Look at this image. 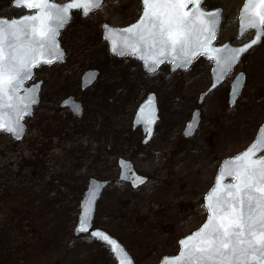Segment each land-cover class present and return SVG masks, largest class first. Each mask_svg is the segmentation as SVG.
<instances>
[{"label":"rangeland","instance_id":"1","mask_svg":"<svg viewBox=\"0 0 264 264\" xmlns=\"http://www.w3.org/2000/svg\"><path fill=\"white\" fill-rule=\"evenodd\" d=\"M13 1L0 0L1 17L30 12ZM244 1L204 0L223 8L219 44L252 38L253 32L237 37ZM142 11V0H104L87 16L75 11L60 35L65 61L35 70L32 82L43 80V86L40 103L26 118L25 136L15 140L0 132V264H116L105 244L75 235L91 177L110 182L97 204L96 227L119 239L138 264L177 253L179 240L206 220L204 197L221 163L243 150L264 121V37L199 104L200 93L212 83V61L199 56L185 70L172 71L165 63L148 72L137 57L110 52L104 26L126 27ZM91 68L100 74L82 89V75ZM241 70L245 87L229 106V85ZM150 92L157 96L160 119L143 144L142 126L134 127L133 120ZM70 95L82 103L79 116L61 107ZM196 108L201 122L187 138L183 129ZM115 115L123 119L114 120ZM169 130L160 143V134ZM119 158L130 160L148 182L133 188L119 180ZM45 185L47 190L37 192ZM51 192L63 194L52 209L46 202ZM60 204L62 216L56 210Z\"/></svg>","mask_w":264,"mask_h":264},{"label":"snow or ice","instance_id":"2","mask_svg":"<svg viewBox=\"0 0 264 264\" xmlns=\"http://www.w3.org/2000/svg\"><path fill=\"white\" fill-rule=\"evenodd\" d=\"M103 0L73 2L57 7L54 0H23L26 9H35L36 14L26 17L19 24H0V131L19 136L22 128L19 121L7 126L2 119L6 108L19 107L26 111L35 102L34 95L21 98L17 93L24 81L33 75V69L41 64H51L60 53L56 36L70 19L72 9L89 10L100 7ZM143 13L137 24L122 30V34L134 37L136 42L156 50L159 57L180 58L183 64L196 55V49L207 51V44L215 37L219 14H205L202 0H142ZM196 9H188L189 4ZM241 28L256 30L264 36V0H246L241 17ZM111 39V34L108 37ZM260 36L253 44L258 43ZM116 50V41L112 40ZM139 51L136 44L128 45ZM252 45H249L251 47ZM248 49H225L226 65L231 66ZM153 59V64H159ZM219 63V61H218ZM25 91H33L25 90ZM264 142H254L243 154L229 161L220 179L231 177L235 183L224 185L207 198L210 219L193 236L181 241V252L175 258H166L171 264H253L259 258L264 264ZM87 217L81 222L80 231ZM112 247L118 245L106 234L93 233ZM124 264V261H121Z\"/></svg>","mask_w":264,"mask_h":264},{"label":"water","instance_id":"3","mask_svg":"<svg viewBox=\"0 0 264 264\" xmlns=\"http://www.w3.org/2000/svg\"><path fill=\"white\" fill-rule=\"evenodd\" d=\"M73 2L84 3V2H86V0H69L65 3H59V2L54 1L55 5L57 7H64V6H67L68 4L73 3ZM13 4H14V6H17V7H23V6H21L23 4V0H14ZM245 4H246V0L243 4L241 10H240V14L238 17V37L239 38H241L248 31H250V30L245 31L241 28V17L243 15V8H244ZM200 8L202 11L205 12L206 15L209 13H218L219 14L218 24L216 25V28H215V37H214V39H211L210 43L207 44V51H205L203 48L196 49V55H194L189 60V62L187 64H183L180 58L173 59L172 56L159 57L157 55L156 50L149 49V48L145 47L143 44L137 43L136 39L134 37L122 34V30L127 29V28L137 24V22L141 19L142 15L138 19V21H136L134 24H132L128 27L116 28V27H112L110 25H105L104 37L109 41L110 49H111V52L113 54H117V55H121V56L124 54H129V55L135 54L139 59H141L143 61L145 68L150 72L157 70L159 68V66L162 65L165 61L172 62V70H176L179 66L184 68V69L188 68L191 65L193 59L195 57H197L199 54L206 55L207 59H209V60H214L215 63H214V66L212 68L213 83L211 85V88L207 92L201 94L200 102H202L204 96L210 90L216 88L220 83H222V81L225 79L227 74L234 68V66L241 59L242 55L247 53L254 45L260 43L263 36H261L256 30H254L255 31L254 37L249 42H247L241 46H233L230 42H226L225 44L220 45V46H215L213 43L216 40L217 31H218L220 23L222 21L223 8L217 7V8L211 9V10H205L202 7V3L200 5ZM28 10H35V9H28ZM74 10H79V9H72L70 11L71 18H72V11H74ZM93 10L94 9L89 10L87 12V14H84V10L82 9V15L86 16ZM189 10H191L193 12L196 11V9L193 7V5L191 3L189 4L188 9H185V11H189ZM33 14H36V10L31 14H24L20 17H13V18L0 17V24H8V23L19 24V22L21 20H23L26 17L31 16ZM69 21L67 23H69ZM66 24L58 30V33L56 36V41H57V49H58V52L60 53V55L55 57L53 63H51V64H54L57 62H62L65 60L66 52L61 46L59 36H60L61 30L66 26ZM110 34H111V39L108 38ZM258 36H260L259 42L253 44V41L257 40ZM112 40L116 41V50L113 49ZM125 43H127L128 45L136 44V47L139 49V51H133V49L131 47H125L124 46ZM249 45H252V46L249 47ZM244 48H246L248 50L243 52L239 56V58L236 60L235 63H233L231 66H228L225 64L224 58L227 55V53L224 51L225 49L236 50V49H244ZM153 59H159L161 62L159 64H153L152 63ZM218 61H219V63H218ZM44 64H47V63H44ZM35 68H37V67H35ZM34 69H33V74H34ZM98 75H99V71L96 69H89V70L85 71L83 76H82V88L85 89L88 86L92 85L95 82V80L97 79ZM32 77H33V75H32ZM32 77L30 79L24 81V83L22 85V89L17 93V95L21 98H25L29 95H34L35 102L32 103L31 106L26 111H22L21 108L19 107V103H20L19 100H16L14 102L16 106L11 108V109L6 108L5 111L3 112V116H2L3 122L7 126H12V125L16 124L17 121H19V125L22 128L20 135L16 136V135H13L11 133L12 136L18 140L23 137L25 130H26V125L24 123V119L26 118V116L32 115L34 106L37 105L40 101L39 93L41 91L42 81H39L35 84H31L30 86H27L26 83H28L32 79ZM245 79H246L245 74L243 72H240L236 76L235 80L232 82L231 91H230V95H229L230 106L235 105L238 98L241 96L243 88L245 86ZM32 89H34V92L33 91H25V90H32ZM61 105L63 107L64 106L70 107L71 110L76 115H80L82 113L81 104L79 102L75 101L73 96H70L67 99H65ZM158 118L159 117H158V108H157L156 96L154 93H150L148 95V97L140 105V107L136 113L135 120H134V126L135 127L138 126L139 124H143V130L145 133L147 132V137L144 139V143L148 142L152 138L153 133H154V127H155V124H156ZM200 121H201L200 110L196 109L192 114L191 120L186 124V128L184 130V134L186 137H191L196 133V130L199 127ZM6 132H8V131H6ZM8 133H10V132H8ZM257 141L264 142V123L260 126V128L257 131L256 136L252 140V142L242 152L238 153L236 156H234L232 158L226 159L223 162L221 169L218 173L215 186L205 197L206 207H207V198L210 195H212L213 192H215L217 190V186L219 185V187L221 189H223L224 185L229 184L227 182V179H229L231 177L226 176L223 180L220 179L221 174L224 172L225 165L229 161H231L234 158L238 157L239 155L243 154L246 150H248L251 146H253L254 142H257ZM261 153H263V152H259V153H257V155H260ZM118 163H119V166L121 168V173H120V177H119L120 180L131 182V184L134 188L142 186L148 181L147 176L140 175L136 172L131 161L126 160L124 158H120ZM231 183H235V181L233 180V182H231ZM107 184H108V181L100 180L97 178H91L90 179L89 185L85 191V196H84L82 203H81L82 208H81V213L79 216L78 225L76 227L75 233L78 235L80 233L89 232V233H91V235L95 239H97L93 235V233H95V232H99L101 234H106L108 237H110L114 241V243L116 245L119 246L116 253L113 252L111 246L107 245L101 239H97V240L105 243L110 248L111 252L113 253V255L115 257L116 264H121V261H124V264H135V261L132 258V256L130 255V253L126 250L124 245L121 244L116 238H114L113 236H111L110 234H108L104 230L92 228V225H93L92 222H93V218H94V214H95L96 203H97L98 199L100 198L102 192L104 191L105 187L107 186ZM207 211H208V208H207ZM85 217H87V222L84 226L88 230L87 231H80L79 228L81 227V222L84 221ZM209 219H210V214L208 211V217H207L206 221L204 222V224L199 229L195 230L190 235H188V236H186L180 240L179 252L176 255L164 257L163 260L161 262H159L158 264H171V261L166 259V258L177 257L178 254L182 250L181 249V241H184L185 239L193 236V234H195L199 231H202L203 227L207 224ZM253 264H259V258H257L256 261L253 262Z\"/></svg>","mask_w":264,"mask_h":264},{"label":"bare ground","instance_id":"4","mask_svg":"<svg viewBox=\"0 0 264 264\" xmlns=\"http://www.w3.org/2000/svg\"><path fill=\"white\" fill-rule=\"evenodd\" d=\"M222 23V22H221ZM221 23H220V25H221ZM219 29H220V26H219ZM218 29V30H219ZM201 56H203V55H201ZM243 59V56L241 57V59L238 61V63L237 64H239L240 62H241V60ZM236 64V65H237ZM236 65L234 66V68L236 67ZM234 68L231 70V71H233L234 70ZM230 71V72H231ZM229 72V73H230ZM229 73L227 74V76L229 75ZM237 76V74H235V76H234V78ZM226 78V77H225ZM169 86V85H168ZM169 93H171V91L170 92H168V94ZM119 120V121H121L122 119H123V117H121V116H118V115H115L114 116V120ZM167 130V129H166ZM171 133H172V130H169V131H163L161 134H160V136L158 137V141L161 143V139H166L167 137H168V135H171ZM116 135L117 136H119V133L118 132H116ZM155 138V137H154ZM162 146H158L157 147V151L161 148ZM155 159V158H154ZM154 159L153 160H151V159H149L150 161H154ZM44 189V190H47V186L45 185L44 187H38V190H37V192H39L41 189ZM51 189L52 188H54L53 186H51L50 187ZM54 189H56V188H54ZM50 191H54L53 189L52 190H50ZM51 194H52V192H51ZM60 196H63V194H60V195H58V194H52V195H50V198L49 199H47V203H48V205H49V207L52 209L53 207H54V204H55V200L57 199V197H60ZM57 211H58V213H59V215L60 216H62L63 214H64V208H63V206L60 204L59 206H57V209H56ZM55 215H57V213H55V212H53L52 213V218H54L55 219ZM54 237H56V236H54Z\"/></svg>","mask_w":264,"mask_h":264},{"label":"trees","instance_id":"5","mask_svg":"<svg viewBox=\"0 0 264 264\" xmlns=\"http://www.w3.org/2000/svg\"><path fill=\"white\" fill-rule=\"evenodd\" d=\"M213 6V3L211 2L210 4H209V7H212Z\"/></svg>","mask_w":264,"mask_h":264}]
</instances>
